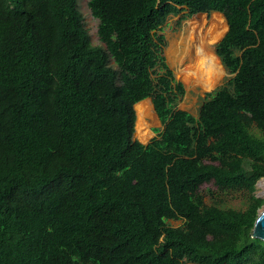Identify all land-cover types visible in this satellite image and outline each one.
I'll return each mask as SVG.
<instances>
[{
    "label": "trees",
    "instance_id": "obj_1",
    "mask_svg": "<svg viewBox=\"0 0 264 264\" xmlns=\"http://www.w3.org/2000/svg\"><path fill=\"white\" fill-rule=\"evenodd\" d=\"M0 0V264H264V0ZM220 13L227 77L185 89L158 34L170 16ZM149 99L162 130L133 138ZM253 129L258 135L253 133ZM245 190L244 210L198 189ZM169 220L182 221L172 227Z\"/></svg>",
    "mask_w": 264,
    "mask_h": 264
},
{
    "label": "rangeland",
    "instance_id": "obj_2",
    "mask_svg": "<svg viewBox=\"0 0 264 264\" xmlns=\"http://www.w3.org/2000/svg\"><path fill=\"white\" fill-rule=\"evenodd\" d=\"M87 2L88 0H77L78 9L82 14L84 26L86 28V31L88 32L90 43L93 46H103V44L100 43L97 37V20H95L91 16L90 10L87 6ZM184 14L186 13L182 12L177 16H170L166 20L165 24L161 26V30L158 32V34H162L166 40V46L163 52L166 63L172 70L175 78L178 81L182 82L185 89V94L176 108L179 110L186 111L192 114L193 116H196L198 111L197 108L200 105L199 98L203 97L204 93L210 92L213 89L210 91H202L199 87H186L183 80L187 82L188 80L184 77L179 78L177 74L179 67H185L194 64V44L197 38L190 35L188 28H186L185 26V22L193 18L201 20L206 14L198 13L191 17H183ZM213 15L218 16V14L214 13H211L206 16L210 18ZM207 32L208 31L206 26L202 29L200 33V39L202 41L204 40L205 50L209 53H213L214 45L222 38L225 33V29L224 27H221L216 31L212 32L210 35L207 34ZM216 35L218 37L215 43L213 45H209L208 39ZM165 53H167L169 56L167 57L168 61L166 59ZM226 77L227 74L223 69V75L220 77V79L217 80L218 83L215 87L221 85ZM145 102L148 103V100H145ZM148 111L149 112L146 113V121L149 124L150 131L153 133V135L149 138L150 140L157 135V132L162 130V126L160 125L155 113L151 111L150 105ZM252 131L253 133L258 135V132L255 129H253ZM133 138L141 142V139L134 134ZM254 189L255 191L253 194L255 196H259V198H264L261 194V189L257 187H254ZM198 191H200V193L204 196V201L206 205L217 206L222 209L244 210L248 201V193L245 190L243 191L232 189H218L215 185L211 183L202 185L198 189ZM168 224L172 227H178L181 226L182 221L169 220Z\"/></svg>",
    "mask_w": 264,
    "mask_h": 264
},
{
    "label": "bare ground",
    "instance_id": "obj_3",
    "mask_svg": "<svg viewBox=\"0 0 264 264\" xmlns=\"http://www.w3.org/2000/svg\"><path fill=\"white\" fill-rule=\"evenodd\" d=\"M208 18L206 15L200 20L191 19L185 22L186 28H188L191 36L196 37L197 40L194 44V64L185 67H179L178 77L186 78L184 81L186 87H199L202 91H210L215 88L218 83V79L223 75V66L221 65L218 57L215 53H209L205 50L204 40L200 39V33L203 28L207 26V34H211L217 29L224 27L227 31L226 22L220 13H215ZM220 18V19H219ZM222 22V23H221ZM221 26V27H220ZM217 35L208 39L209 45H213L217 40ZM166 59L168 61V54ZM148 100V103L145 102ZM134 105V111L136 114L135 131L134 135L141 139V143H146L153 133L149 129V124L146 121V113L149 112V105L152 111V105L149 99H145Z\"/></svg>",
    "mask_w": 264,
    "mask_h": 264
},
{
    "label": "water",
    "instance_id": "obj_4",
    "mask_svg": "<svg viewBox=\"0 0 264 264\" xmlns=\"http://www.w3.org/2000/svg\"><path fill=\"white\" fill-rule=\"evenodd\" d=\"M254 187L261 189V194L264 197V177L260 178ZM251 238L264 242V206L258 210L257 217L253 223Z\"/></svg>",
    "mask_w": 264,
    "mask_h": 264
}]
</instances>
